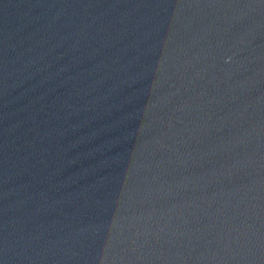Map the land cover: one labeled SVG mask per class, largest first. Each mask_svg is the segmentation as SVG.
<instances>
[{
  "label": "water",
  "instance_id": "water-1",
  "mask_svg": "<svg viewBox=\"0 0 264 264\" xmlns=\"http://www.w3.org/2000/svg\"><path fill=\"white\" fill-rule=\"evenodd\" d=\"M0 264H264V0H0Z\"/></svg>",
  "mask_w": 264,
  "mask_h": 264
}]
</instances>
